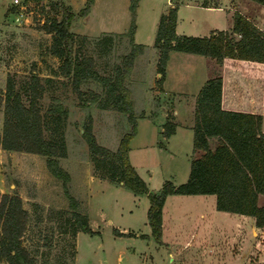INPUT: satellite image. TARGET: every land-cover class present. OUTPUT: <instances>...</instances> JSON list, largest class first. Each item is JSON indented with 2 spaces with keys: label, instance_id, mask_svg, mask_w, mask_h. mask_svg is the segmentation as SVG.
I'll list each match as a JSON object with an SVG mask.
<instances>
[{
  "label": "rangeland",
  "instance_id": "rangeland-1",
  "mask_svg": "<svg viewBox=\"0 0 264 264\" xmlns=\"http://www.w3.org/2000/svg\"><path fill=\"white\" fill-rule=\"evenodd\" d=\"M59 1L73 13L69 29L75 34L72 50L77 58L91 59L92 68L110 78L116 66L120 67L134 114L145 117L140 120L131 144V157L135 164L144 166L142 172L149 177L154 186L152 190L161 188L165 179L175 184L184 182L191 159L185 141L181 139L178 152L172 154L159 148V136L156 137L160 133L165 138L163 123L173 115L174 103L170 95L161 93L162 81L157 73L159 51L152 40L160 14L166 13L170 5H179V16L183 20L194 21V14L201 15L200 10L194 9L197 1L137 0V38L152 43L143 44L145 47L124 70L125 55L132 50L127 33L132 0L129 4L128 0H92L86 13L81 9L87 0ZM232 2L264 24V5L253 0ZM61 14L62 6L56 0H18L16 4L0 0V135L7 79L14 84L24 104H28L32 75H35L39 90L35 106L41 118L42 137L58 150V165L68 174L67 192L74 198L76 210L86 215L93 233L77 231L71 236L70 201L62 180L47 167L45 155L0 146V194L19 197L26 212L19 237L21 245L32 259L31 264H175L176 261H167V249L153 238L143 239V233L139 234L141 238H132L133 229L118 233V228L125 224L139 222V225L140 215L135 211L127 216L120 213V206L132 204L131 192L122 194L107 186V181L111 182L106 176L110 171L94 166L85 134L91 135L99 145L115 150L119 138L129 130L130 122L126 113L99 106L105 97V88L97 79L80 78L75 87L71 72H64L62 59L50 51L53 38L43 23L52 18L60 19ZM183 62L173 59L171 80L175 86L185 89L194 83L191 74L194 70L191 65L185 68ZM219 72V68L215 70ZM183 106L180 109L185 110V117L187 108ZM215 142L211 140V147ZM200 153L197 150L191 156ZM171 195L169 206L179 208L181 216L175 224L177 232L172 231L169 236L173 235L172 240L178 243L194 232V243H200L196 244L194 261L186 264H264V249L253 248L264 242V225L256 230L252 222L248 223L247 218L238 213L210 211L215 203L213 194H202L194 199L187 194ZM190 201H194V208ZM200 210L208 221L201 219ZM189 211H194V224L186 217ZM174 213L177 215L176 211ZM147 230L145 225L135 231ZM0 264L11 263L0 257Z\"/></svg>",
  "mask_w": 264,
  "mask_h": 264
},
{
  "label": "trees",
  "instance_id": "trees-1",
  "mask_svg": "<svg viewBox=\"0 0 264 264\" xmlns=\"http://www.w3.org/2000/svg\"><path fill=\"white\" fill-rule=\"evenodd\" d=\"M37 1V0H35ZM60 19L44 21L46 32L52 34L50 51L62 59L65 73L71 72L75 87L80 78L91 76L105 88V97L99 106L126 113L130 128L119 138L115 150L95 142L86 133L89 153L94 166L108 168L106 175L111 182L120 183L135 194H145L148 198L146 211L150 234L161 243V209L168 194H213L215 209L251 216L256 227L264 225V132L261 130V115L252 112L224 109L221 107L222 78L219 73L207 78L194 99L192 125V151L200 150L192 156L186 180L175 184L165 179L161 188L149 190L146 182L137 173L128 158V143L136 132V116L128 89L122 83L120 67L116 66L113 76L99 75L92 68L91 59H78L72 50L74 32L69 24L73 17L70 8L63 5ZM264 5V0H253ZM92 0H87L81 12H87ZM129 4V41L132 50L125 55L123 69H127L133 57L145 45L133 41L135 27V5ZM176 5L159 16L153 39L158 48L157 73L160 80L170 50L203 54L221 64L224 57L264 62V30L258 28L249 18L238 11L232 14L229 30L212 29L207 35L177 34L174 30ZM37 77L32 75L28 104L21 100L14 84L7 79L4 93V109L0 146L6 149L25 150L46 156L50 172L62 180L64 192L70 201L72 226L71 236L77 231L92 234L86 215L76 210L74 198L67 192L65 182L68 174L58 165L59 155L54 145L47 142L41 133L40 116L36 109L39 96ZM163 136L174 132L175 123L170 115L163 123ZM209 139L215 145L211 147ZM161 145V141L159 143ZM261 199V201H260ZM25 210L20 198L15 195L0 194V257L11 264H31L19 239L24 222ZM119 234H124L118 231ZM73 254V253H72Z\"/></svg>",
  "mask_w": 264,
  "mask_h": 264
},
{
  "label": "crops",
  "instance_id": "crops-1",
  "mask_svg": "<svg viewBox=\"0 0 264 264\" xmlns=\"http://www.w3.org/2000/svg\"><path fill=\"white\" fill-rule=\"evenodd\" d=\"M95 1V0H94ZM125 1V0H123ZM139 1V0H138ZM197 4L194 6V9L200 10L199 16L194 14V21L186 19L183 20L181 16H179V10L177 5L176 7V21L174 30L177 34H191V35H207L210 30L212 29H220V30H229L232 25V14L234 11H238L249 18L258 28L264 29V24L258 22L252 16H249L244 13L242 9H240L236 4H232L233 0H196ZM69 3V1H68ZM70 4V3H69ZM129 4V0H128ZM188 4H186L187 6ZM109 6V5H108ZM128 6V5H127ZM139 3L136 5L135 11V18L137 19V9ZM170 5L168 9L171 7ZM167 10V9H166ZM137 26V20H136ZM182 26V28L180 27ZM125 28V26H122ZM120 32L122 30H105V32ZM104 32V31H102ZM86 34V33H82ZM149 36V35H148ZM154 39V36H153ZM133 41L135 43L140 44H150L151 42H147L148 40H142L141 38H137V27H135L133 33ZM183 60L184 67L189 69V65L193 67L191 74L194 77L192 81V85L187 88H181L182 86H178L172 82V73L174 68H172L173 59ZM173 63V64H172ZM220 70L221 78H222V85H221V107L224 109H231V110H240L246 112L257 113L261 115V130L264 132V62L254 61V60H247V59H239V58H231V57H224L221 64H218L214 58L209 56H205L203 54L197 53H190L178 50H170L168 52V58L166 60L165 68H164V76L162 78V94L165 96L170 95L173 98L174 109L172 110L173 114V121L175 123L174 132L170 134L167 138H163L160 133L156 135L159 136V140L161 141V145H159L161 149H164L165 152H169L172 154H176L178 151V143L185 141L186 150L190 153L189 157L194 154L192 151V125H193V110H194V99L197 91L203 84V82L211 77L214 76L215 70ZM172 82V83H171ZM186 105L187 113L186 116H183L181 106ZM184 107V106H183ZM145 109V108H143ZM161 116V115H160ZM145 117H136V132L134 136L129 140V147H128V158L130 163L133 165L137 173L141 176V178L146 182V185L149 190H152L154 186L150 184L149 177L144 176L143 172L144 166H138L132 160L131 151H132V142L136 134L138 133V127L140 120H143ZM162 121H163V117ZM161 121V123H162ZM155 127V124L153 123ZM156 129V127H155ZM161 130V127H159ZM161 138V139H160ZM158 140V141H159ZM213 139H209V143ZM184 156H187L185 154ZM189 172V170H188ZM187 173V170H186ZM184 173V175L186 174ZM162 182V180H161ZM174 182V181H173ZM106 183V182H104ZM107 186L114 188L116 190H120V193L124 194L127 192H131L132 204L129 206L127 204L122 205L119 207L120 213L127 215H131L132 212H137L140 215V224L138 225H128L125 224L124 226H120L118 231L120 232H127L128 229H133L135 236L139 237L140 233L144 234L143 239L150 240L153 238L150 234V227L147 223L146 218V211L148 208V199L144 194H134L129 189L125 188L121 184H114L107 181ZM113 186V187H112ZM118 193V192H116ZM177 195V194H176ZM186 195V194H183ZM189 195L190 199L198 198L199 195L202 194H187ZM172 195L168 194L164 198V202L162 204L161 209V243H157L158 245L165 246L167 252L169 254V263L176 261L175 264H186L188 261L192 263L194 261V251L197 245L200 243H194V232H191L188 236L181 239V242L175 243V240H172L169 236L170 232H177L176 222L178 221L177 218L181 216V213L178 214L179 208L174 207L172 205L169 206V201L172 200ZM179 198V197H178ZM205 198V197H203ZM190 205L194 208V201L189 202ZM189 205V206H190ZM174 209V210H173ZM215 210L217 213H226L222 210L215 209V203L212 204L210 209ZM177 212V215L174 213ZM208 211V212H210ZM203 210H200L201 219L209 220L206 216H204ZM189 213L186 217L191 220L192 224H194V211L186 212ZM206 213V212H205ZM233 213V212H228ZM236 214V213H233ZM185 215V214H184ZM244 216L246 221L252 222L254 228L256 230H261L262 227H256L254 225L253 218L248 215L240 214ZM249 220V221H248ZM147 226V231H135L139 230V228H143V226ZM194 230V229H193ZM178 235V234H177ZM175 237V236H174ZM263 237V235H262ZM176 238V237H175ZM254 250H261L264 249V242L257 243L255 245ZM252 248V249H253ZM262 252L259 253L261 255Z\"/></svg>",
  "mask_w": 264,
  "mask_h": 264
},
{
  "label": "built area",
  "instance_id": "built-area-1",
  "mask_svg": "<svg viewBox=\"0 0 264 264\" xmlns=\"http://www.w3.org/2000/svg\"><path fill=\"white\" fill-rule=\"evenodd\" d=\"M18 2V0H9V4H16ZM173 5H176V4H172ZM11 6V5H10Z\"/></svg>",
  "mask_w": 264,
  "mask_h": 264
}]
</instances>
